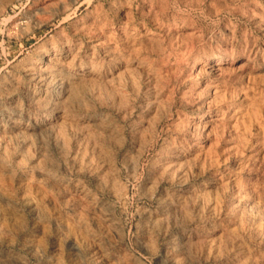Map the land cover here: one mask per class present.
<instances>
[{
    "label": "rangeland",
    "instance_id": "1",
    "mask_svg": "<svg viewBox=\"0 0 264 264\" xmlns=\"http://www.w3.org/2000/svg\"><path fill=\"white\" fill-rule=\"evenodd\" d=\"M68 46L96 75L54 105L24 67ZM36 97L55 133L1 135L0 264H264V0H0V117L37 127Z\"/></svg>",
    "mask_w": 264,
    "mask_h": 264
},
{
    "label": "bare ground",
    "instance_id": "2",
    "mask_svg": "<svg viewBox=\"0 0 264 264\" xmlns=\"http://www.w3.org/2000/svg\"><path fill=\"white\" fill-rule=\"evenodd\" d=\"M74 50L75 49L72 46H68L66 50H63L62 48L55 49L53 54L43 55L44 58H42L40 63H31L24 67V72L28 76L29 80L36 83L35 92L41 96L51 95V99H57V102H53L54 105H57L63 100L67 99L75 102L77 100L78 94L81 91V86L88 83L96 75V71H94L92 65L82 63L83 65L80 67L76 66L74 60L75 57L78 56V53H80V49L77 51L75 50L76 52H74ZM216 61L217 62L211 65L212 68H210V71H221L223 65L222 59L219 58ZM44 101L45 99L41 97H36L34 99L33 105L35 110L40 112L38 114L39 124L37 127L30 126V124H27L25 127L18 125L19 123L17 124L15 119L17 112L14 108L10 109L9 115L1 116L0 140L1 135L5 131L6 123L8 122L11 124L10 128L15 130L16 134H18L20 137L24 136V134L28 133L29 130L33 128L42 129L41 131L43 132L47 130L51 134H54L56 127L53 121L54 113L52 111L42 112L44 109L42 107V103ZM46 104L48 105V102ZM40 173L45 176L46 179L53 180L49 170L40 169ZM19 207L28 209L32 212L36 211L37 209L33 200L27 197H22L19 200V203L12 207V211L15 215H19ZM78 244L83 248L89 249L90 257L93 260H96L95 254L91 251L90 245L87 241L82 240L81 242H78Z\"/></svg>",
    "mask_w": 264,
    "mask_h": 264
}]
</instances>
